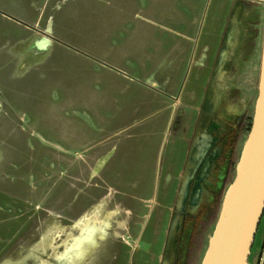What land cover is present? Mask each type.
I'll list each match as a JSON object with an SVG mask.
<instances>
[{
	"label": "rangeland",
	"instance_id": "374dc122",
	"mask_svg": "<svg viewBox=\"0 0 264 264\" xmlns=\"http://www.w3.org/2000/svg\"><path fill=\"white\" fill-rule=\"evenodd\" d=\"M12 16L0 12V264L55 262L46 242L62 244L74 219L107 196L111 211L129 201L132 217L123 237L101 241L99 260L109 247V264H201L252 128L259 83L243 115L221 116L238 102L235 94L207 121L190 177L213 72L197 73L196 82L187 74L160 170L116 172V149L129 135L116 132V110L106 106L125 83L111 76L108 88L100 85L79 49L33 48L38 39L53 40L46 19L30 26Z\"/></svg>",
	"mask_w": 264,
	"mask_h": 264
},
{
	"label": "crops",
	"instance_id": "0c3cea01",
	"mask_svg": "<svg viewBox=\"0 0 264 264\" xmlns=\"http://www.w3.org/2000/svg\"><path fill=\"white\" fill-rule=\"evenodd\" d=\"M0 12L30 26L46 19L48 49H79L105 88L111 76L125 83L106 106L116 110V132L129 135L116 149V172L160 170L187 74L196 82L197 73L213 72L198 128L235 94L238 102L221 116L243 115L260 82L264 0H0ZM216 77L219 98L206 110ZM261 221L249 264H264Z\"/></svg>",
	"mask_w": 264,
	"mask_h": 264
},
{
	"label": "water",
	"instance_id": "95a60500",
	"mask_svg": "<svg viewBox=\"0 0 264 264\" xmlns=\"http://www.w3.org/2000/svg\"><path fill=\"white\" fill-rule=\"evenodd\" d=\"M252 128L201 264H249L264 215V41Z\"/></svg>",
	"mask_w": 264,
	"mask_h": 264
},
{
	"label": "bare ground",
	"instance_id": "6f19581e",
	"mask_svg": "<svg viewBox=\"0 0 264 264\" xmlns=\"http://www.w3.org/2000/svg\"><path fill=\"white\" fill-rule=\"evenodd\" d=\"M51 27V26H50ZM49 30L51 31V28ZM51 39L48 37L38 39L32 45L33 48L39 50H46L51 44ZM215 82L211 91L209 92V98L207 100L206 110H210L218 101V78H215ZM199 141L200 144H195L190 155L189 165L187 167V174L193 177V162L197 161L200 156V149L202 143H205L209 130L207 128V118H204L199 125ZM215 154L211 159H213ZM211 166V161L208 162ZM208 167V166H207ZM206 167V168H207ZM205 173L201 178H204ZM200 178V180H201ZM199 180V181H200ZM202 185L199 184L197 191V198L200 200ZM109 204L108 196L105 197L98 204H95L88 211L81 216L74 219L73 229L69 236L62 240V244H58L55 237L50 242H45L54 249L53 258L55 262L43 260V264H109L112 260L113 248L106 247L102 250L103 258L99 260L96 250L100 247L101 241L108 238L118 239L123 237L126 229L130 227V220L132 209L129 208V201H123L121 205H117L114 211L109 210L107 205ZM127 205V207H126ZM60 247H63L62 250ZM47 249V248H46Z\"/></svg>",
	"mask_w": 264,
	"mask_h": 264
}]
</instances>
